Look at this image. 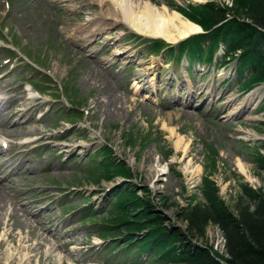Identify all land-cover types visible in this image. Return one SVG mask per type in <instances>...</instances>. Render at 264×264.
Instances as JSON below:
<instances>
[{"label": "rangeland", "instance_id": "obj_1", "mask_svg": "<svg viewBox=\"0 0 264 264\" xmlns=\"http://www.w3.org/2000/svg\"><path fill=\"white\" fill-rule=\"evenodd\" d=\"M150 1L180 14L178 7L231 4ZM99 11L91 0H0V60L8 56L3 45L9 42L20 51L0 67L5 75L1 98L19 97L15 105L11 100L1 109L0 138L6 145H0V180L5 178L10 200L0 209V264H159L148 253L135 258L104 249L110 241L103 242L93 221L85 219V199L99 215L104 201L115 200L124 186L134 187L142 207L153 204L151 214L158 212L164 225L185 229L178 214L202 200L210 167L207 178L233 212L241 183L264 189V170L255 161V153L264 154V84L256 104L224 117L245 96L234 62L209 67L206 60H194L188 71L184 57L176 63L167 50L158 55L151 43L121 23L90 39L70 30L99 23ZM186 47L183 55L192 62L197 49ZM26 58L45 70L27 64ZM27 68L36 73L29 74ZM139 73H144L145 83L136 84ZM44 78L48 86L40 82ZM29 80L39 91L32 99ZM13 105L16 115L11 117ZM177 135L182 138L180 149L173 143ZM25 138L32 141L22 143ZM110 148L111 156L129 169V179L106 180L93 166ZM238 159L252 179L238 170ZM153 167L162 171L159 179L151 176ZM69 205L77 210L66 213ZM192 239L223 249L222 231L214 223Z\"/></svg>", "mask_w": 264, "mask_h": 264}, {"label": "trees", "instance_id": "obj_2", "mask_svg": "<svg viewBox=\"0 0 264 264\" xmlns=\"http://www.w3.org/2000/svg\"><path fill=\"white\" fill-rule=\"evenodd\" d=\"M231 1V7L220 6L214 1L189 5L186 9L178 7L204 31L181 42L179 51L187 49V45L192 46L197 49L192 56L211 62L219 44L224 45L220 65L236 61L237 76L242 78L239 87L246 92L264 82V0ZM153 44L155 50L166 46L161 40ZM168 50L172 51L173 47ZM110 153L111 149L96 163L102 169L101 175L130 178L129 169ZM255 154L258 167L264 170V154L260 150ZM211 170L210 167L207 176L211 175ZM207 176L201 187L202 200L181 208L178 214L186 224L185 229L164 225V218L158 212L151 214L149 206L153 204L142 207L136 188L125 186L117 191L115 200L108 202V209L98 219L100 222L95 223L101 237L110 238L103 248L109 253L114 250L124 255L133 253L135 258L139 253H148L160 264L168 261L173 264H264V189L257 190L241 183V195L233 212L218 194V186ZM134 210L137 211L133 213ZM95 216L91 213L86 218L95 220ZM209 223L216 224L222 231L221 252L211 245L193 242L192 237L203 236Z\"/></svg>", "mask_w": 264, "mask_h": 264}, {"label": "bare ground", "instance_id": "obj_3", "mask_svg": "<svg viewBox=\"0 0 264 264\" xmlns=\"http://www.w3.org/2000/svg\"><path fill=\"white\" fill-rule=\"evenodd\" d=\"M97 3L100 8L98 12V22H95L91 28L90 26H86V28L78 29L76 27H72L70 30H74L75 34H78L80 37H84L85 39H90L94 37V35H100L104 33L108 25L121 23L126 25L131 31L137 32L142 36H153V37H162L167 42L175 43L179 41L181 38H186L190 36L192 33H197L201 30V26L195 24L191 20H188L182 16L179 12L175 10H170L166 5H157L151 2L150 0H91ZM124 52L120 55H123ZM144 73H139L135 78L136 84L139 82H144ZM190 94L192 92V86L189 88ZM263 87H256V89L251 92L246 93L244 99L233 106L231 109L226 112V116H232L236 114L243 107L254 105L261 98ZM32 93V91H30ZM147 95V94H146ZM33 94L30 95L32 99ZM19 97L16 95H12L11 98L3 99L0 98V124L4 122L3 113L1 109H5V104H8L9 101H13V104L17 102ZM231 100H229L230 102ZM14 104V105H15ZM13 106H11V117L16 115V112L12 111ZM4 107V108H1ZM28 109H22V113H26ZM110 110H106L103 113L107 115ZM25 123L19 124L21 128H23ZM29 133V131H26ZM175 133V132H174ZM246 134H252L250 130L246 131ZM26 139V138H25ZM4 138H0V145L2 146ZM32 141V139H26L22 141V143H26ZM175 149H180L183 146L182 138L177 135V138L174 140ZM73 148V147H72ZM237 167L240 172L244 174L246 178L249 180L252 179L251 173L248 172L243 165V162L239 159L236 161ZM16 162L14 161V166ZM151 171V170H150ZM152 177H156L159 179L162 175V171L153 167L152 169ZM150 176V174H149ZM4 179L0 180V209L2 210L8 200H10L9 192L4 188L5 183ZM39 222V221H38ZM46 228V227H45ZM224 240V237H223ZM224 243V241H223ZM223 245V244H222ZM98 264V263H93Z\"/></svg>", "mask_w": 264, "mask_h": 264}]
</instances>
